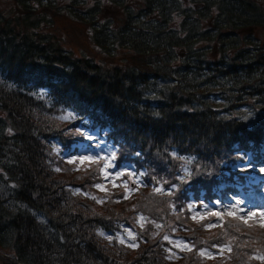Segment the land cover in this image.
Segmentation results:
<instances>
[{
    "label": "trees",
    "instance_id": "trees-1",
    "mask_svg": "<svg viewBox=\"0 0 264 264\" xmlns=\"http://www.w3.org/2000/svg\"><path fill=\"white\" fill-rule=\"evenodd\" d=\"M1 2L0 264H264L263 225L190 208L264 165V0ZM86 131L141 188L100 195L105 160L69 162Z\"/></svg>",
    "mask_w": 264,
    "mask_h": 264
},
{
    "label": "rangeland",
    "instance_id": "rangeland-1",
    "mask_svg": "<svg viewBox=\"0 0 264 264\" xmlns=\"http://www.w3.org/2000/svg\"><path fill=\"white\" fill-rule=\"evenodd\" d=\"M7 2H1L0 8L4 9ZM108 14H106L107 17L111 16L113 19L118 20L121 18L122 13L116 8L107 10ZM86 26L83 24H79L76 22H73L69 19H65L61 22L60 28L55 29L54 31L57 34H60L61 36H65L68 38L69 41V47L74 50L77 54L80 52H83L84 50H90V42L87 37L86 33ZM264 38V30H260V39ZM89 135L92 136V139H89L87 136V140H92L93 146H87L86 143L82 149L78 151L75 156L69 157L73 162L72 163H78V168L82 171H85L86 169H91L90 165L88 163H92L93 161L104 159L105 164L108 162V164H111L112 162V156L115 153V147L108 143L107 140L104 137H101L99 135H96L93 131H86ZM102 138V139H101ZM91 164V165H92ZM105 164L103 166V174L107 178L104 183H101L97 188L100 195H103L104 193H107L109 191H113V188H110V185L113 187L119 186L122 187V192L128 196L131 194L130 190L128 188L130 187V183L125 179V177L122 175L123 172L127 171L129 167L122 171H118L114 167L109 169V166L106 168ZM260 165L259 163L256 164V168L254 167H248L252 172L254 170H259V168L264 167H257ZM241 168V166L239 165ZM262 172V173H261ZM258 172L255 171L254 173L250 174L249 178H253L254 184H259L260 182H263V185L259 188V194H253V191L251 188L248 189L250 196L243 195L241 196H233L232 198L226 197L227 200L223 202L214 203V205H211L210 207H204L201 210H197V208H194L191 206L192 214L195 218L199 217L200 215L207 214L209 212H215V213H221L224 216L229 215H235L238 214L243 218L253 217L257 220H260V224L264 225V170ZM111 175V177H110ZM121 181V182H120ZM135 183L137 185H142L143 181L139 178H136ZM133 185V184H131ZM251 186V184H250ZM259 186V185H258ZM161 189V187H159ZM248 192H245L247 194ZM254 203H258L259 205L257 207L252 208L251 206ZM244 219V220H245ZM222 218L219 217L218 224L221 222ZM136 236V233L134 229L127 228L123 233L120 234L119 238L122 242L129 246L134 245V238ZM184 247H187V245H183ZM4 253V251H2ZM212 253H214L212 251ZM215 254V253H214ZM215 257V256H211Z\"/></svg>",
    "mask_w": 264,
    "mask_h": 264
},
{
    "label": "snow or ice",
    "instance_id": "snow-or-ice-1",
    "mask_svg": "<svg viewBox=\"0 0 264 264\" xmlns=\"http://www.w3.org/2000/svg\"><path fill=\"white\" fill-rule=\"evenodd\" d=\"M64 119H67L68 117H63ZM79 131V130H78ZM82 135H86V136H88V138L89 139H92V136L91 135H89L87 132H83V133H81ZM115 157L113 156L112 157V159H114ZM70 163L71 162H73V161H69ZM108 166V163H106L105 164V167H107ZM241 170H244V168H243V166H241ZM262 170H264V169H262ZM186 174H189L190 175V173H187V170H186Z\"/></svg>",
    "mask_w": 264,
    "mask_h": 264
},
{
    "label": "bare ground",
    "instance_id": "bare-ground-1",
    "mask_svg": "<svg viewBox=\"0 0 264 264\" xmlns=\"http://www.w3.org/2000/svg\"><path fill=\"white\" fill-rule=\"evenodd\" d=\"M111 9V8H110ZM144 143H141V145H143ZM110 177H111V175H110ZM107 178L103 175V183H104V181L106 180ZM111 186V185H110ZM113 187V186H112ZM117 187V186H116Z\"/></svg>",
    "mask_w": 264,
    "mask_h": 264
}]
</instances>
